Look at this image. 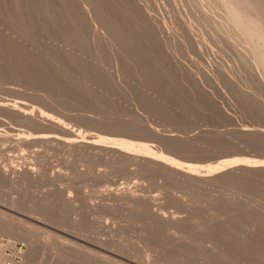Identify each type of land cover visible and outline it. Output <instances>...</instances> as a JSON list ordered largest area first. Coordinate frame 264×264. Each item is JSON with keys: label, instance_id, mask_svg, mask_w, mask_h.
<instances>
[{"label": "rangeland", "instance_id": "obj_1", "mask_svg": "<svg viewBox=\"0 0 264 264\" xmlns=\"http://www.w3.org/2000/svg\"><path fill=\"white\" fill-rule=\"evenodd\" d=\"M234 45L178 0H0L20 264H264V89Z\"/></svg>", "mask_w": 264, "mask_h": 264}, {"label": "bare ground", "instance_id": "obj_2", "mask_svg": "<svg viewBox=\"0 0 264 264\" xmlns=\"http://www.w3.org/2000/svg\"><path fill=\"white\" fill-rule=\"evenodd\" d=\"M178 1H180V3L184 7H187L188 9H190V11H192L195 14L197 20L201 23V25L218 26V28H222V30L226 31L228 37L232 40V42L234 41L235 43L234 46L238 47V50L240 49L241 58H242L241 61L245 65L243 66L245 69L247 67L246 69L248 71L247 73L248 74L250 73V75L248 74L245 75L247 77L252 76L254 78L253 80L255 81V83L257 85H260L261 86L260 88L264 89V0H178ZM103 33L105 32L103 31ZM107 35L108 34H106V36ZM244 73L245 71L243 72V74ZM245 75L243 76L246 77ZM246 80L247 79H245V81ZM249 83L250 82L248 81V85H251ZM248 85H246L245 87L247 88ZM245 87L244 89H246ZM12 173H16L17 178L19 179L26 176L30 177L34 175L32 170L29 171L27 169L12 171ZM115 195L117 197H124L129 200L135 197L131 189H126V188L118 190V192L115 193ZM1 221H0V234L1 232L2 234L3 233L9 234L11 239L17 237L18 235H21L22 237L27 239L29 244L34 246V243L36 242L34 240L36 239L34 238V236H36V234L32 236V233L34 230H36L37 227L35 228L32 225H30L32 224L31 222L20 221V225L16 227V230L18 232L15 234L12 233V231L10 232L11 224L9 223L2 224ZM32 228L33 231L30 234L29 230H31ZM3 260H5V258L1 253V246H0V264Z\"/></svg>", "mask_w": 264, "mask_h": 264}, {"label": "built area", "instance_id": "obj_3", "mask_svg": "<svg viewBox=\"0 0 264 264\" xmlns=\"http://www.w3.org/2000/svg\"><path fill=\"white\" fill-rule=\"evenodd\" d=\"M1 253L5 260L1 264H20L24 259L23 244H10L8 241L0 242Z\"/></svg>", "mask_w": 264, "mask_h": 264}]
</instances>
